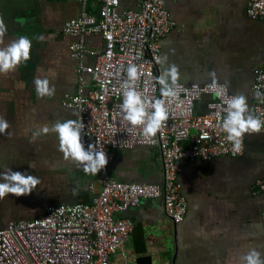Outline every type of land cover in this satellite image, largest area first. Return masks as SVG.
<instances>
[{"label":"crops","instance_id":"crops-1","mask_svg":"<svg viewBox=\"0 0 264 264\" xmlns=\"http://www.w3.org/2000/svg\"><path fill=\"white\" fill-rule=\"evenodd\" d=\"M165 1L176 28L163 40L161 58L167 55L168 64L179 66L180 83L211 84L209 73L215 72L218 84H226L232 94H244L251 105L259 102L263 94L256 95L253 86L255 72L264 70V24L248 18L250 0ZM138 2L127 5L134 8ZM88 5L97 15L96 0ZM79 9L77 0H0V17L8 27L5 45L21 35L32 41L31 59L14 72L0 73V116L11 124L0 134V172L11 168L41 180L30 195L0 200V229L10 222L36 220L50 205L90 203L101 190L99 174L85 173L81 164L64 158L56 133L41 132L32 140L44 126L76 120V110L62 104L76 91L79 64L69 51L75 39L63 28ZM86 43L91 49L103 47L99 35L87 37ZM93 62L89 55L81 60ZM165 67L159 63L158 73ZM36 78L48 79L55 96L38 98ZM86 83L90 88L89 76ZM213 100L204 96L195 113L205 115ZM110 173L121 182L160 184L159 153L150 147L118 150ZM179 179L189 206L186 220L174 225L162 200H145L137 209L116 213L133 220L135 228L111 264H136L144 256L152 264H240L239 258L252 248L264 253V194L256 193L264 182V133L246 135L242 157L183 161Z\"/></svg>","mask_w":264,"mask_h":264},{"label":"built area","instance_id":"built-area-1","mask_svg":"<svg viewBox=\"0 0 264 264\" xmlns=\"http://www.w3.org/2000/svg\"><path fill=\"white\" fill-rule=\"evenodd\" d=\"M89 1L77 0L79 15L63 28L66 36L75 39L69 51L79 64L76 91L65 96L62 104L75 109L76 120L85 124V148L93 144L107 152L109 163L98 173L101 190L90 203L50 205L36 220L8 223L0 229V264H111V257L135 228L133 220L117 218L116 213L137 209L145 200H162L166 217L178 226L189 211L179 179L182 162L239 158L245 153L247 134L243 151L235 152L221 127L224 109L235 95L228 87L183 85L179 99L168 104L169 119L154 136L146 137L141 126H131L120 109L127 67L135 64L139 68L140 78L134 85L138 91L161 99L157 61L162 42L173 33L176 23L165 0H139L134 8L128 7L129 0H96L97 15L89 9ZM247 16L264 24V0H250ZM95 35L103 40L100 49L87 46L86 38ZM86 55L94 59L92 64L81 63ZM86 76L91 79L90 88ZM253 89L263 98L249 104L251 113L264 120V70L255 72ZM207 95L214 100L205 115H197L195 105ZM137 147L158 151L160 184L126 183L112 177L115 152ZM256 188L257 194H264V182Z\"/></svg>","mask_w":264,"mask_h":264},{"label":"clouds","instance_id":"clouds-1","mask_svg":"<svg viewBox=\"0 0 264 264\" xmlns=\"http://www.w3.org/2000/svg\"><path fill=\"white\" fill-rule=\"evenodd\" d=\"M8 33V27L3 17H0V73L14 72L21 63L31 59L32 41L27 36L21 35L12 39L5 45L4 38ZM38 40L44 38L38 37ZM158 63L166 65L161 74L156 77L160 86L161 99H152L136 89L135 82L140 78L139 68L135 64L127 67V78L123 81V101L120 109L124 119L133 127L141 126L146 137L154 136L169 119L168 104L180 97L183 89L181 72L177 64H168V57L158 59ZM119 71L117 75H119ZM211 87L227 88V85H219L215 72H210ZM34 88L38 98H52L56 94V88L48 79L36 78ZM260 93L257 92L256 95ZM219 95V93H218ZM226 113L222 119L221 127L227 133V140L232 143L233 151H243V138L246 134H259L264 129V120L255 117L250 110L248 98L244 94H236L224 109ZM11 124L3 116H0V134H5ZM85 124L82 120L67 119L57 121L51 129L44 126L33 133V142L40 136L52 131L58 135L59 150L65 159H71L82 165L85 173L98 174L109 163L106 151L98 150L95 145L89 144L87 148L82 140ZM10 135V133H9ZM32 167V165H29ZM41 180L38 176L27 172L13 171L7 168L0 172V200L6 196L22 197L30 195ZM240 264H264V253L250 249L247 254L241 256Z\"/></svg>","mask_w":264,"mask_h":264},{"label":"water","instance_id":"water-1","mask_svg":"<svg viewBox=\"0 0 264 264\" xmlns=\"http://www.w3.org/2000/svg\"><path fill=\"white\" fill-rule=\"evenodd\" d=\"M136 264H152V258L150 256L140 257L137 259Z\"/></svg>","mask_w":264,"mask_h":264},{"label":"flooded vegetation","instance_id":"flooded-vegetation-1","mask_svg":"<svg viewBox=\"0 0 264 264\" xmlns=\"http://www.w3.org/2000/svg\"><path fill=\"white\" fill-rule=\"evenodd\" d=\"M166 2V1H165ZM166 7H167V9H169V7H168V5H167V3H166ZM170 10V9H169ZM171 12V11H170Z\"/></svg>","mask_w":264,"mask_h":264}]
</instances>
